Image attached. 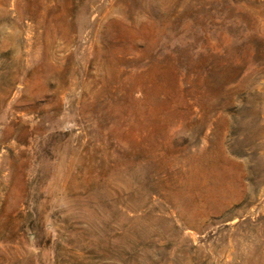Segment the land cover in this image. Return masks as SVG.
Wrapping results in <instances>:
<instances>
[{"label": "rangeland", "instance_id": "374dc122", "mask_svg": "<svg viewBox=\"0 0 264 264\" xmlns=\"http://www.w3.org/2000/svg\"><path fill=\"white\" fill-rule=\"evenodd\" d=\"M0 264H264V0H0Z\"/></svg>", "mask_w": 264, "mask_h": 264}]
</instances>
